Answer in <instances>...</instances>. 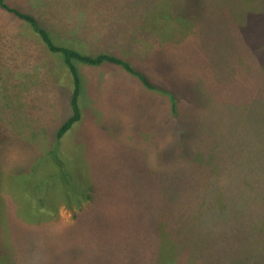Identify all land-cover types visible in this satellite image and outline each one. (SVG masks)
<instances>
[{
	"label": "rangeland",
	"instance_id": "obj_1",
	"mask_svg": "<svg viewBox=\"0 0 264 264\" xmlns=\"http://www.w3.org/2000/svg\"><path fill=\"white\" fill-rule=\"evenodd\" d=\"M189 1L3 0L177 103L76 63L57 139L72 76L0 8V264H264V0Z\"/></svg>",
	"mask_w": 264,
	"mask_h": 264
},
{
	"label": "trees",
	"instance_id": "obj_2",
	"mask_svg": "<svg viewBox=\"0 0 264 264\" xmlns=\"http://www.w3.org/2000/svg\"><path fill=\"white\" fill-rule=\"evenodd\" d=\"M180 4L184 8V12L183 13H177V10L173 11L179 18H186V17L189 18L191 16L193 8L196 9L195 13L199 14L198 9L196 8V7H198V2H196V1L192 2L189 0H185V2L180 3ZM192 5L196 6V7H193ZM187 7L190 8L189 12H187V10H186ZM0 8L2 10L6 11L7 13L14 15L16 18L23 21L24 23H26L31 28L33 33L41 39V41L43 42V44L45 45V47L47 48V50L50 53L61 55L66 68L69 70V72L72 76L73 85H74L71 100H70L72 115L67 119V121L65 123L62 124V126L58 130L57 136H56L57 139H60L64 134H66L71 129V127L80 119V113L78 110V95H79L80 87H79L78 73H77L76 68H75L76 63H81V64H84V65L90 66V67L101 66L104 63L122 67L128 73L135 76L139 80V82L148 90L159 91V92H162L163 94L167 95L169 100L172 102L173 112H175V110H176L175 106L177 103V101H176L177 99H176L175 95L171 91L166 90L165 88L160 87V86L156 85L155 83L151 82V80L144 73H142L139 70H136L135 68L131 67L124 60L116 58V57H114L112 55H108V54H100L97 56L83 55L82 53L78 52L75 49L57 46L54 44V42L50 38L49 33L47 31H45V29H43L40 26V24L37 22V20L33 16L26 14V13H23V12H20L14 8H9L8 6H6V4H4L3 0H0ZM252 18L255 19L254 17H252ZM231 19L234 21V20H236V17L235 18L231 17ZM249 119L254 121L252 116H249ZM252 121L248 122L249 127L246 125L249 130L254 129V128H251ZM228 135H230V139H231L232 135L229 133H228ZM250 135H253V134L251 133ZM233 136L235 139L237 138L236 133H233ZM252 137H254V136H252ZM186 152L188 153L189 150H186ZM65 176H66V174H65ZM22 182H24V181H22ZM29 197L30 198L28 199L29 200L28 202H29V205L31 207L35 208L33 201L36 202V206H38L37 207V213H38V211L43 212L47 208L46 203L37 202V199L32 197L31 195H29Z\"/></svg>",
	"mask_w": 264,
	"mask_h": 264
},
{
	"label": "clouds",
	"instance_id": "obj_3",
	"mask_svg": "<svg viewBox=\"0 0 264 264\" xmlns=\"http://www.w3.org/2000/svg\"><path fill=\"white\" fill-rule=\"evenodd\" d=\"M166 140H167V142H171V136H169V137H166ZM10 160L12 161V162H15V161H17L18 160V156H17V154H13L11 157H10Z\"/></svg>",
	"mask_w": 264,
	"mask_h": 264
},
{
	"label": "crops",
	"instance_id": "obj_4",
	"mask_svg": "<svg viewBox=\"0 0 264 264\" xmlns=\"http://www.w3.org/2000/svg\"><path fill=\"white\" fill-rule=\"evenodd\" d=\"M79 103V102H78ZM79 105V104H78Z\"/></svg>",
	"mask_w": 264,
	"mask_h": 264
}]
</instances>
